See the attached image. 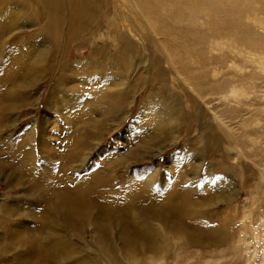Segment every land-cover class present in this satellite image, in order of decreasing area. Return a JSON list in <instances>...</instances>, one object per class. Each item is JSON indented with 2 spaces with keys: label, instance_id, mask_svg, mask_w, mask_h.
<instances>
[{
  "label": "rangeland",
  "instance_id": "374dc122",
  "mask_svg": "<svg viewBox=\"0 0 264 264\" xmlns=\"http://www.w3.org/2000/svg\"><path fill=\"white\" fill-rule=\"evenodd\" d=\"M104 1L99 8L100 15L106 14L104 28L112 30L115 24H124L140 40H144L142 34H150L131 10L134 0ZM212 7L221 11L219 15L226 22L240 20L241 32L246 27L254 28V45L223 37L218 50L213 51L212 43H208L210 56H218L221 61L206 60L210 74L205 83L198 76L203 88L211 91L200 98L198 109L191 100L197 91L195 85L179 69L170 71L163 62L162 78L180 99L184 112L192 119L195 114L201 118L192 124L191 133L185 132L181 124L172 140L142 156L136 148L143 139L133 136L129 125L138 122L142 97L159 93L158 88H152L157 83L151 61L160 51L151 45V61L147 60L145 70L130 68V74H134L128 82L127 89H131L121 105L123 110L119 106L107 113L102 106L105 97L94 92L90 94L98 100L80 107L76 93L60 91L83 86L78 76L64 77V67L68 65L77 72L89 64L93 58L91 47H71L67 52L69 62L60 53L64 46H56L54 38L48 47L41 44L39 25L45 23V12L50 11L43 0H0V264H33L34 259L27 257V261L23 256L34 247L42 252L41 262L34 264H90L103 257L102 263L110 264L106 255L115 247H120V258L128 262L120 236L127 229L137 230L135 223L141 221L150 222L155 233L165 237L164 242L172 240L177 253H184V261L172 257L170 264H264V0H216ZM199 24L208 27L207 14L200 16ZM106 37L111 40L110 32ZM109 48L117 50L114 45ZM141 50L150 57L145 47ZM201 68L199 58L193 57L192 71L199 75ZM99 85L108 88L102 82L85 87L99 89ZM214 85L221 89L214 90ZM97 88L95 91H100ZM110 92L105 91L107 95ZM86 111L98 125H82ZM204 125L214 127L218 139L201 144ZM31 135L34 140L30 144ZM186 141H193L196 163L202 164L190 172L177 167ZM83 142L87 143L85 147L79 145ZM223 164L227 177L220 183L215 180L206 184L205 167L209 165L211 171L219 173ZM110 165L112 170L108 172ZM153 173L165 187L174 188L181 179L188 185L192 180L208 193L207 203L196 195L192 215L183 218L186 224L205 227L197 233L199 243L190 244V237L177 239L178 228L162 218L158 206L143 209L139 202L130 207L123 200L125 194L114 201L116 208L108 204L109 195L129 190L127 184L134 180L143 184L140 177ZM105 180L114 185L112 194L108 192L111 184H105ZM81 181L92 185L83 200L78 196ZM100 184L107 191L104 201L96 193ZM60 196L67 198L61 202ZM212 233L217 236L214 238ZM231 233V245L222 241L225 238L220 239ZM184 242L191 246L180 250ZM194 252L201 255L195 256Z\"/></svg>",
  "mask_w": 264,
  "mask_h": 264
},
{
  "label": "bare ground",
  "instance_id": "6f19581e",
  "mask_svg": "<svg viewBox=\"0 0 264 264\" xmlns=\"http://www.w3.org/2000/svg\"><path fill=\"white\" fill-rule=\"evenodd\" d=\"M7 1L10 2V0ZM43 1L50 11L45 12V17H43L46 19L45 23L39 25L42 45L46 47L50 46L49 44L52 43L51 37L54 38L53 42L56 46H64L60 53L69 62L72 61L68 58L67 52L71 47H76L78 50H80L83 45L91 47L90 54H92L93 58L89 59V64L82 62L86 65L81 66L77 72L71 71L68 65L64 67V77L72 78L78 76L77 80L80 81L83 86L81 87V85L78 84V86L75 87L69 86L68 88H62L60 91H72V93H76L77 99L75 101L79 102L78 105L80 107L84 106L86 108V105H92L98 100L97 97L92 96L93 93L90 94L91 92L101 94V96L105 97L103 98L105 102L102 103V106L107 113L123 105L124 98L131 89H127L128 82H130L131 75L134 74H130V68H133L136 72H138L139 69L142 71L145 70L147 67V60H149V62L151 61L152 52H149V48L153 47L151 45H154L156 47L155 49L160 51L161 54L155 56V53V57H152L151 61V71L154 72V83H157V86L152 88H158L159 93L155 95L151 94V97L146 96V99L142 97L138 107V122L135 123L132 121L129 125L130 133H133V136L136 135L140 137V139H143L138 141V143H140L136 148L138 151L137 153L142 154V156L150 151L154 152L159 150L162 145L167 143L170 139L172 140V137L176 136L174 134L176 132L179 133L178 129L181 124L185 125V132H190L192 124L198 122V118H201L195 114L196 117L192 119L190 113L184 112V107L180 99L173 91H170L167 83L162 78L165 73L162 65L163 62H167L170 71L179 69V71L187 77V80L195 85L194 87H196L197 91H194L195 96H191V100L198 109V107L201 106L200 98H205L208 96V92H211L203 88V83L206 82L210 74L206 60L211 58L214 63H220L221 61L220 58L217 59L218 56H210L209 51H207L208 43H212V50L215 51L218 50L219 43L222 41L223 37L229 38V41L232 42L244 40L245 44L248 46H253L255 42L254 35H252L254 28L242 27L244 30L241 32L239 30L241 24H238L240 20H232V22L222 20L219 15L221 11L219 13L216 8L212 7L216 0H134L131 10L136 12L140 21L145 25V28L147 27L150 31L149 35L142 34L144 38V40L142 39L143 41L140 40V38L137 39V36L130 33L128 27H123L124 24L123 26H120L121 24H115L112 30L103 27V23L107 21V18L105 17L106 14L100 15L99 8L103 7L102 4H105L104 0ZM66 3L69 4V7ZM226 12L228 11H225V13ZM203 14H207L208 16V22L210 23L207 24L208 27H202L199 24L200 16ZM232 15L233 14H231V17ZM108 32H110V41H108L106 37ZM240 33H243L242 37ZM250 34L252 36H250ZM109 45H114L117 50L113 51L109 48ZM140 47H145V49L148 50L147 53H149V58L146 52L144 53V49L141 50ZM193 57H198L201 63L202 68L199 75L198 73H194L191 69ZM74 64L75 62H73L71 66L73 67ZM122 75H124V77H122ZM215 75L217 76L218 74L216 73L213 76ZM198 76L202 78L203 83L198 79ZM151 77L152 76H150V78ZM101 82L106 84V86L108 85L106 90H104V87L101 85L98 86L100 91H95L97 87L94 89L85 87L88 84L91 85V87H95ZM142 83H144V79ZM212 88L218 90L221 89V86L214 85ZM105 91L113 92L107 95ZM150 92L151 91H149V93ZM212 92L217 94L219 91ZM64 94L67 93L64 92ZM119 109L123 110L124 106H121ZM87 112L88 111L85 112V121L81 122L82 125L86 122H93L98 125V121ZM203 128V140L201 144L211 141L212 139V141L218 139L214 127L204 125ZM33 135H31L32 138L29 139L31 141L30 144L34 140ZM74 138L78 142L79 137L75 136ZM79 145L85 147L87 143L83 142ZM184 145L186 149H182L180 154L182 157L178 160L180 163L177 167L183 168V170L186 169L188 172L201 167L202 164L199 165L196 163L198 159L195 158L197 153L194 150L195 146H193V141H186ZM21 150L25 152L24 149ZM202 158H205V155ZM208 164L210 163L208 162ZM220 168L222 169H219V173H217L211 171L209 165L205 167L204 180L206 184H211V182L215 183V180H218V183H220L227 177L224 164L221 165ZM111 170V165L106 168L108 172ZM154 173L151 176H141L139 180H142L143 184H139L141 182L138 180L131 181L127 184L129 190H124L122 193H116L112 182L110 180H105V184H111V190L108 192L110 194L115 192L113 195H109L108 204L116 208L117 203L114 201H116L118 195L125 194L123 200H125L130 207L139 202L143 209L148 207V205L158 206L162 218H164L165 221H172L176 228H178L180 235L176 234L177 239L190 237L188 238L191 240L189 242L190 244L192 241L193 243H199L201 237L199 234L197 236V233L206 230L205 227L197 226V224H186L183 218L186 214L192 215L190 212L193 210L194 204L197 203L194 197L198 195L199 198L202 199L200 201L207 203L209 201L208 193L203 192L204 190L201 189L202 185L199 186L197 182L192 180L188 185L185 182H181V179L180 183L174 185V188L165 187L161 181L157 182ZM196 176H199V173H197ZM209 179H211V181ZM81 184L82 188L78 190V196L79 199L83 200L85 194L88 193L92 185L84 181H81ZM129 186L131 187L129 188ZM96 188L97 196L101 197L103 201L106 200L107 191L105 188H103L101 184L96 186ZM200 190H202L203 193H200ZM65 198H67V196H60V201L64 202ZM76 199L77 198H74V201ZM143 202L146 203V206H143ZM150 224V222L148 224L144 221L136 222L135 225H137V230L127 229L120 237L123 241V246L126 248V254L128 255V259L126 260H128V262L123 261V254H121L123 258H120V247H115L106 255V258L111 261L110 264H163L164 262V264H170L171 261L169 259L172 257H175L179 262L184 261L183 259L185 258L182 257L184 253H177L176 249H178V247L175 249V243L172 240L164 242L165 237L160 235L159 232L155 233L157 230H154ZM101 230L104 231V229ZM190 232H192V234ZM216 234L217 233H212V236L215 238V236H217ZM222 238H225V240H222L223 242L231 245L230 240H234V235L231 233L230 235L227 234L225 237H220V239ZM189 243H182L183 246H181L180 250H187L189 246H191ZM37 248H31L29 252L24 254L23 258L26 257L27 260V257H31V259H34L31 261L34 263L39 261L40 263L42 260V252ZM140 251L144 252L140 253ZM147 251L151 252L150 255ZM190 253L186 254V257L190 255ZM138 255H143V257H139ZM193 255L200 256L201 254L197 252L195 254L194 252ZM202 255H204V253H202ZM97 260L90 264H105L102 263L104 257L100 261Z\"/></svg>",
  "mask_w": 264,
  "mask_h": 264
}]
</instances>
